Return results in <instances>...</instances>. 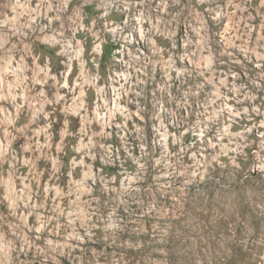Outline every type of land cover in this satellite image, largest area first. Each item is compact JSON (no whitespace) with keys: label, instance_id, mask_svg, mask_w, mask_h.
Returning <instances> with one entry per match:
<instances>
[{"label":"clouds","instance_id":"1","mask_svg":"<svg viewBox=\"0 0 264 264\" xmlns=\"http://www.w3.org/2000/svg\"><path fill=\"white\" fill-rule=\"evenodd\" d=\"M0 264H264V0H0Z\"/></svg>","mask_w":264,"mask_h":264}]
</instances>
